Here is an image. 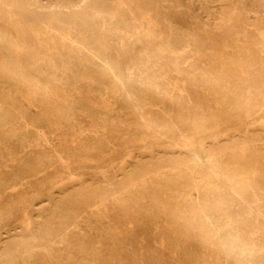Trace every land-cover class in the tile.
I'll return each instance as SVG.
<instances>
[{
  "label": "rangeland",
  "instance_id": "obj_1",
  "mask_svg": "<svg viewBox=\"0 0 264 264\" xmlns=\"http://www.w3.org/2000/svg\"><path fill=\"white\" fill-rule=\"evenodd\" d=\"M224 263L264 264V0H0V264Z\"/></svg>",
  "mask_w": 264,
  "mask_h": 264
},
{
  "label": "bare ground",
  "instance_id": "obj_2",
  "mask_svg": "<svg viewBox=\"0 0 264 264\" xmlns=\"http://www.w3.org/2000/svg\"><path fill=\"white\" fill-rule=\"evenodd\" d=\"M224 6V5H223ZM43 8V7H42ZM229 22H234L235 21V19H234V17H230L229 18V20H228ZM5 24V23H4ZM74 25V24H73ZM230 26V25H229ZM227 28V27H226ZM11 42V41H10ZM81 46V45H80ZM92 55V54H91ZM94 56V55H93ZM40 59V58H39ZM240 60V59H239ZM156 66V65H155ZM243 69V68H242ZM249 71V70H248ZM253 73V72H252ZM251 73V74H252ZM257 73V72H256ZM250 74V73H249ZM86 75V74H85ZM90 75V74H89ZM114 75V74H113ZM257 75V74H256ZM85 79H87L86 77H85ZM252 79H253V77H252ZM249 80V79H248ZM251 80V79H250ZM249 83V82H248ZM251 84H253V81H252V83ZM250 85V84H249ZM239 95V94H238ZM248 95H250V94H248ZM236 96V95H235ZM152 97V96H151ZM237 98V97H236ZM240 99H241V97H240ZM146 100V99H145ZM151 104V103H150ZM236 104V103H235ZM243 104H245V103H243ZM248 104V103H247ZM258 104V103H257ZM255 106V105H254ZM227 110V109H226ZM184 111V110H183ZM229 111V110H228ZM227 112V111H226ZM223 113H225V112H223ZM220 114V113H219ZM216 115V114H215ZM194 116V115H193ZM199 116V115H198ZM219 116H222V114L221 115H219ZM192 117V116H191ZM250 117V116H249ZM195 118V117H194ZM205 118V117H204ZM176 119H177V117H176ZM205 121V120H204ZM185 122V121H184ZM201 122V121H200ZM183 125V124H182ZM195 125V124H194ZM190 128H192V126H190ZM146 141V140H145ZM252 153H254L253 151H252ZM196 154V153H195ZM220 154V153H219ZM249 154V153H248ZM256 154V153H255ZM253 155V154H252ZM197 156V155H196ZM227 156V155H226ZM254 156V155H253ZM229 158V157H228ZM199 160V159H198ZM220 162V161H219ZM224 162V161H223ZM36 163V162H35ZM225 163H226V160H225ZM233 163V162H232ZM216 164V163H215ZM236 164V163H235ZM256 164V163H255ZM36 165V164H35ZM233 165V164H232ZM38 166V165H37ZM223 166V165H222ZM84 167V166H83ZM229 168V167H228ZM226 169V168H225ZM230 169V168H229ZM233 169H235V168H233ZM179 170V169H178ZM228 171V170H227ZM231 171V170H230ZM241 171V170H240ZM234 172H235V170H234ZM233 172V173H234ZM237 172V171H236ZM42 173V172H41ZM64 173V172H63ZM228 173V172H227ZM232 173V172H231ZM242 173V172H241ZM207 174V173H206ZM190 175V174H189ZM209 175V174H208ZM53 176H55V175H53ZM126 176V175H125ZM178 176V175H177ZM232 176V175H231ZM236 176V173H235V175H234V177ZM240 176V175H239ZM56 177V176H55ZM58 178V177H57ZM217 178V177H216ZM229 178V177H228ZM239 178V177H238ZM55 179V178H54ZM240 179V178H239ZM211 180V179H210ZM213 180V179H212ZM211 180V181H212ZM236 180H237V178H236ZM134 181H136V180H134ZM213 182V181H212ZM217 182V181H216ZM240 183V182H239ZM136 184V183H135ZM209 184V183H208ZM213 184H216L215 183V181H214V183ZM213 184H211V185H213ZM250 184V183H249ZM131 185V184H130ZM129 185V186H130ZM214 186V185H213ZM233 189V188H232ZM236 189V188H235ZM239 192V191H238ZM136 193H138V192H136ZM217 199V198H216ZM253 203V202H252ZM223 204V203H222ZM4 213V212H3ZM34 236V235H33ZM207 236V235H206ZM230 238V237H229ZM224 240V239H223ZM228 240V239H227ZM224 242V241H223ZM225 243V242H224ZM229 243H230V240H229ZM234 244V243H233ZM224 245V244H223ZM226 245V244H225ZM235 246V245H234ZM241 248H242V246H241ZM142 251V250H141ZM226 251V250H225ZM225 256V255H224ZM236 263V262H235ZM225 264V263H224Z\"/></svg>",
  "mask_w": 264,
  "mask_h": 264
}]
</instances>
